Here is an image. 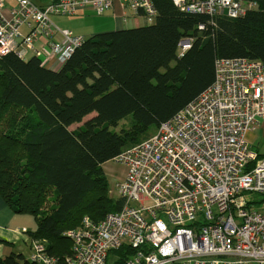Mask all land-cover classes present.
Here are the masks:
<instances>
[{"label":"trees","instance_id":"16d2710c","mask_svg":"<svg viewBox=\"0 0 264 264\" xmlns=\"http://www.w3.org/2000/svg\"><path fill=\"white\" fill-rule=\"evenodd\" d=\"M151 2L152 23L85 38L57 70L34 57H0V197L13 214L35 220L29 236L44 242L57 264L71 250L64 233L83 218L97 223L122 208L121 199L108 196L103 164L150 138L203 93L217 59L264 65V0L214 25L171 0ZM185 39L191 47L179 56ZM123 120L128 124L117 131ZM135 253L123 245L106 264L110 256L112 264H125ZM0 264L34 263L10 254Z\"/></svg>","mask_w":264,"mask_h":264},{"label":"built area","instance_id":"2783aa9c","mask_svg":"<svg viewBox=\"0 0 264 264\" xmlns=\"http://www.w3.org/2000/svg\"><path fill=\"white\" fill-rule=\"evenodd\" d=\"M171 2L211 25L256 8L255 0ZM114 6L122 22L130 15L147 23L156 17L151 0H56L43 7L0 0V57L14 54L37 58L43 67L62 66L85 38L58 29L50 18L83 10L102 16ZM41 39L45 44L38 47ZM190 47L191 40L180 41L178 55ZM261 124L264 65L217 59L213 83L203 93L112 160L125 170L115 185L122 208L97 223L83 218L79 228L64 233L71 243L64 264H106L108 254L123 245L136 250L125 264H264V212L246 198L264 196V154L259 158L247 139ZM29 261L58 263L40 241H32Z\"/></svg>","mask_w":264,"mask_h":264},{"label":"rangeland","instance_id":"374dc122","mask_svg":"<svg viewBox=\"0 0 264 264\" xmlns=\"http://www.w3.org/2000/svg\"><path fill=\"white\" fill-rule=\"evenodd\" d=\"M10 1V0H8ZM8 6L12 7L13 4L11 2H8ZM53 23H55L59 29L61 30H69L72 31L74 35L81 36V37H87L89 35H94L96 33H103L112 31L111 29L114 27V20L108 13H105L102 16H97L93 12H86L84 11L82 15H78L76 17H51L50 18ZM125 29H131L148 25L143 19H127L126 23L122 24ZM91 116L86 117L82 123L79 125H73L69 129L75 130L79 126L83 124L84 121L89 119ZM128 124V120H123L119 123L117 131L120 127L126 126ZM156 132V131H155ZM153 132V134L155 133ZM152 134V133H151ZM152 134V135H153ZM255 139L252 143L253 148L259 149L262 154H264V142L262 139V136L259 134V132L254 133ZM103 173L106 177L107 185H108V196L112 200L119 199L115 185L117 182L121 180V178L124 176V168L119 165L115 164L112 161H109L102 165ZM246 198L254 203V208L257 211L264 212V196L259 194H248ZM51 201V200H50ZM52 205V202H49L47 204V208ZM161 219L164 222L166 221V218L164 216H161ZM27 253H25L26 255ZM113 256H110L108 259L107 264H112L113 262Z\"/></svg>","mask_w":264,"mask_h":264},{"label":"crops","instance_id":"0c3cea01","mask_svg":"<svg viewBox=\"0 0 264 264\" xmlns=\"http://www.w3.org/2000/svg\"><path fill=\"white\" fill-rule=\"evenodd\" d=\"M32 1L33 4L43 7L53 0H32ZM84 11L90 12V10H83L78 12L74 17L78 15L79 16L82 15ZM106 13H108L110 17H112V19L114 20V27L111 29L112 31L125 29L122 24L126 23L127 20L125 22L121 21L120 12L116 6H114L110 11ZM128 19L138 20L141 18L130 15ZM50 21L53 26L58 28V26L55 23H53L51 19ZM23 31L25 32L26 30L23 29ZM112 31H108V32H112ZM94 35H89L87 37L85 36L84 38H90ZM53 41L55 42L60 41V37L58 35L54 36ZM44 44L45 41L41 39L38 43V47H43ZM44 67L50 70H57L60 66L58 67L55 65L53 67H50L46 65ZM257 132H259V134L262 136L264 142V124H261V126L255 132L247 135V139L249 141L251 148H253L252 143L255 139L254 133ZM253 149L259 152L260 154H262L261 151H259V149L257 148H253ZM123 178L124 176L121 178V180ZM35 229H36V223L31 216L13 214L12 211L7 207V205L3 202V200L0 197V259L7 257L10 254H17L23 256L24 259L28 260L31 254V245H32V239L30 238L29 233L34 232ZM25 253L27 254L25 255Z\"/></svg>","mask_w":264,"mask_h":264}]
</instances>
